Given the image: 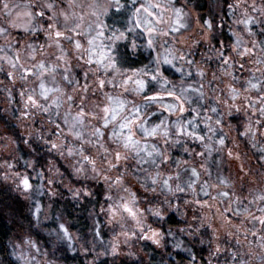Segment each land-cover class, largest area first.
Here are the masks:
<instances>
[{"label":"clouds","instance_id":"clouds-1","mask_svg":"<svg viewBox=\"0 0 264 264\" xmlns=\"http://www.w3.org/2000/svg\"><path fill=\"white\" fill-rule=\"evenodd\" d=\"M0 264H264V0H0Z\"/></svg>","mask_w":264,"mask_h":264}]
</instances>
